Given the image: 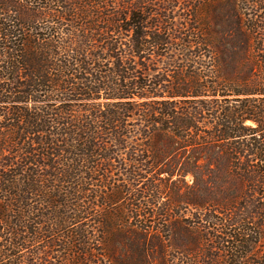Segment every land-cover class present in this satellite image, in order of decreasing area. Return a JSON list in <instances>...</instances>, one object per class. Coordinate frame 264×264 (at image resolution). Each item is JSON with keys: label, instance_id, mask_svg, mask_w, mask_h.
<instances>
[{"label": "trees", "instance_id": "1", "mask_svg": "<svg viewBox=\"0 0 264 264\" xmlns=\"http://www.w3.org/2000/svg\"><path fill=\"white\" fill-rule=\"evenodd\" d=\"M146 2L0 0V264L40 239L61 264H151L152 212L137 200L169 191L178 204L167 182L188 175L200 185L184 204L223 213V237L188 241L194 229L161 210L182 238L160 245L161 264L172 249L264 264V0L233 13L231 34L194 15L197 33L179 41L198 67L151 78V55L175 37L149 23ZM212 48L214 67L202 60ZM120 227L142 242L119 245Z\"/></svg>", "mask_w": 264, "mask_h": 264}, {"label": "rangeland", "instance_id": "2", "mask_svg": "<svg viewBox=\"0 0 264 264\" xmlns=\"http://www.w3.org/2000/svg\"><path fill=\"white\" fill-rule=\"evenodd\" d=\"M218 2V0H214L211 3L204 0H156L155 3H151L147 0L145 8L150 19L149 23L151 24L153 21L157 22L159 27H161V31L164 30L165 33L167 32L169 35L175 37V39L171 41V44L166 47V50H160V57H156L155 54L151 55L150 60L153 61L154 64L149 65L150 70L147 73L149 78L154 77V75L161 76L164 72H167V70H172L174 68L183 67V69H185L188 65L198 67L199 58L195 47L191 46L189 49H184V46L181 45V42L179 41L184 37H189L192 34L197 33L194 15H203L204 18L209 19V22L217 23V25H213L212 27L216 34L223 32L231 34L234 27L233 13L238 12L243 18V14H245L246 10L255 11L256 9L253 7L257 5H253L251 0H222L219 3ZM197 7H204V9H208L212 12L209 16H207V13L204 11H202V13H198ZM256 7H258V5ZM203 55L210 57V61L208 58L202 59L205 63L211 65L210 67L216 66L217 61L221 57L220 53L215 51L214 48L209 50V54L203 52ZM162 177L163 176H160L161 179ZM149 178L160 187L165 184L160 180L154 181L151 176L147 177V179ZM193 182V178L190 175L184 177L183 179L172 178V180L167 182L168 186L173 185L174 183L176 184V187L178 188V196L176 198L178 204L175 203L172 198L173 195H171L169 191L163 192L162 195L158 196V198L154 201V204H150V199L146 196L137 200L138 204L141 205L143 209L152 212V216L148 220L151 223L150 225L152 227L154 226V228L150 231V234L147 235L146 241L149 252H151L153 257L151 264H161V258L159 255L162 247L160 245L164 246L168 242V244L171 245H175V243H182L180 231L176 229L178 232H175L176 236H174L173 228L170 227L169 229L163 221H160L159 213L161 210L169 212L175 222L182 221V226L185 225L186 227L194 229L193 231L195 235L190 231L191 235L188 239L186 238L188 241H191L192 239V242L195 243L197 242V239H199L201 241L205 240L208 242L212 239L214 240V236L219 238L223 237V228L222 225L219 224L222 222L221 220L225 219V215L223 213L212 211L208 212L205 208L201 209L184 204L185 201L188 202L192 199L195 195L194 190L198 188V185H200V183H197L196 186V183L194 184ZM145 183L146 182H142L137 187H140ZM208 185H210V183ZM211 192L214 193L212 190ZM131 204L134 205V202ZM240 213H243V209L239 211V213L236 212V216H239ZM142 218L143 217L139 218V220ZM146 224L148 225V223ZM237 228V226H233L232 228L235 233H238ZM183 229L185 228L183 227ZM129 231L130 230L125 227H120L115 230L114 235L119 245L123 238L127 239L129 242H142L136 241V236L132 235ZM93 233L94 235L95 233L98 235V230L96 231V228H94ZM184 237L186 236L184 235ZM46 243V239H40L25 246L21 250L19 255L20 257L16 260V264H61L62 258L59 254L54 253L55 250L51 244L47 245ZM204 243L205 242H203L202 245ZM92 247L93 249H101L103 246L100 242H96L93 243ZM122 251L123 250H121V252ZM171 251L172 252L170 254L174 256V259L171 260L172 264H196L193 259L194 257H199L193 254L187 256L182 254L181 256L175 252L176 250L172 249ZM7 259H5L2 264H11L14 258L10 257ZM86 264L92 263L87 262ZM95 264L109 263L106 262L103 257L97 256Z\"/></svg>", "mask_w": 264, "mask_h": 264}]
</instances>
